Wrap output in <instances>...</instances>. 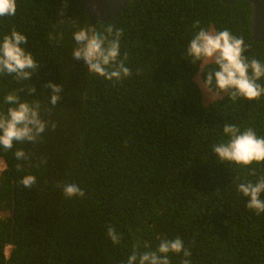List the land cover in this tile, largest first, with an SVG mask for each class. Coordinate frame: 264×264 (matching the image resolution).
I'll list each match as a JSON object with an SVG mask.
<instances>
[{"label":"trees","instance_id":"trees-1","mask_svg":"<svg viewBox=\"0 0 264 264\" xmlns=\"http://www.w3.org/2000/svg\"><path fill=\"white\" fill-rule=\"evenodd\" d=\"M249 16L244 0H128L106 20L83 14L79 0H16L15 15L0 17V38L13 29L25 34L38 67L24 81L0 74V112L10 106L5 95L16 92L39 101L49 123L36 142L0 149V264H126L134 249L154 251L176 237L192 264H264V213L247 208L237 190L264 176V162L222 163L213 153L229 139L224 124L264 137V96L204 105L194 77L203 81L205 71L186 56L199 21L243 37L245 55L263 62ZM88 25L123 30L119 58L131 76L109 81L73 60V32ZM49 81L62 86L55 106ZM16 148L28 160L17 161ZM28 174L36 177L31 188L21 183ZM67 183L85 195L66 198ZM108 227L120 234L118 244Z\"/></svg>","mask_w":264,"mask_h":264},{"label":"clouds","instance_id":"clouds-1","mask_svg":"<svg viewBox=\"0 0 264 264\" xmlns=\"http://www.w3.org/2000/svg\"><path fill=\"white\" fill-rule=\"evenodd\" d=\"M15 13L16 0H0V17L13 16ZM193 28H199V31L194 32L189 41L186 56L205 71L201 87L212 103L223 100L225 96L233 102L238 98L251 101L264 96V85L259 82L264 79V62L245 55L249 45L245 44L243 37L233 35L228 29L206 30L199 26V21L194 22ZM122 34V29H113L112 25L104 32H98L94 25L80 27L73 32L76 43L72 51L73 60L82 61L88 72L109 81L119 82L131 76L130 68L119 58ZM49 38H53L52 34H49ZM27 40L26 35L16 29L0 38V74H14L16 80L24 81L31 79L33 73L37 72L38 62L24 47ZM56 42L59 43V39ZM46 86L52 89L49 103L52 106L57 105L62 86L51 81ZM36 90L33 86L28 92L32 94ZM4 101L10 106L6 113L0 112V149L11 151L15 144L34 143L39 140L49 123L41 116V103L22 100L16 92L7 93ZM51 127H56L54 121L51 122ZM223 132L229 139L213 145V153L220 162L245 167L254 162H264V137H258L254 129L247 128L242 131L236 125L224 124ZM13 154L17 161H26L29 158L22 148H16ZM0 161L4 165V161ZM16 167L21 170L23 164L17 163ZM252 174H255V169ZM21 183L25 188H31L36 183V177L32 174L25 175ZM237 190L248 198L247 208L254 210L257 215L264 213V199L261 198L264 194V176L255 183L238 184ZM63 192L66 198L85 195V191L75 183L63 185ZM107 235L114 245L120 242V234L114 227H108ZM171 253H182L184 259L181 264H192L191 251L179 237L161 239L154 251L139 252L134 249L126 264H170ZM7 254L5 249V255Z\"/></svg>","mask_w":264,"mask_h":264},{"label":"water","instance_id":"water-1","mask_svg":"<svg viewBox=\"0 0 264 264\" xmlns=\"http://www.w3.org/2000/svg\"><path fill=\"white\" fill-rule=\"evenodd\" d=\"M83 5V14L106 20L113 18L124 8L128 0H79ZM225 4H234L236 0H219ZM250 5V34L254 40L264 44V0H244ZM264 62V60H263ZM264 85V79H262Z\"/></svg>","mask_w":264,"mask_h":264},{"label":"rangeland","instance_id":"rangeland-1","mask_svg":"<svg viewBox=\"0 0 264 264\" xmlns=\"http://www.w3.org/2000/svg\"><path fill=\"white\" fill-rule=\"evenodd\" d=\"M209 30H213L214 31V29H213V26H210V28H209ZM194 80L197 82V84L199 85V87H200V89H201V91H202V101H203V104L204 105H207L208 103H210L211 101L209 100V96H208V94L202 89V87H201V78H200V76H199V74H197L196 76H195V78H194ZM3 163L0 161V170L3 168ZM3 215V211H0V216H2ZM9 248H10V246H7V248H6V251L8 252V250H9Z\"/></svg>","mask_w":264,"mask_h":264}]
</instances>
